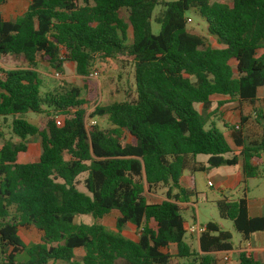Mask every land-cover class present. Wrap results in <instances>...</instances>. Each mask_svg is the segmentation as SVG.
Here are the masks:
<instances>
[{
    "label": "trees",
    "instance_id": "trees-1",
    "mask_svg": "<svg viewBox=\"0 0 264 264\" xmlns=\"http://www.w3.org/2000/svg\"><path fill=\"white\" fill-rule=\"evenodd\" d=\"M157 6L163 11L155 17L160 33L154 35ZM190 11L222 48L188 30ZM3 56H22L27 66L0 67V118L11 119L19 140H4L0 149V264H211L209 254L232 251L233 243L212 222L199 237L202 255L187 243L180 204L189 203L195 190L181 180L187 171L206 170L198 156L213 168L237 166L241 157L244 195L225 197L217 208L244 241L264 232V217L249 216L247 199L248 181L264 175V99L255 112L258 137L249 139L239 125L231 131L238 153L209 123L225 103L255 109L260 100L264 0H31L17 20L0 19ZM99 58L133 65L135 97L97 106L90 118L106 117L112 127L87 129L85 107L99 98L90 78ZM65 63L74 65L83 84L63 81L44 93L38 65L63 73ZM213 97L228 100L209 112ZM29 113L37 115L36 125L25 119ZM31 138L40 141V158L21 164ZM160 189H167L165 199L150 202L148 194ZM111 215L114 230L101 222ZM79 216H91L93 223H77ZM127 225L140 231L136 240L123 234ZM31 227L42 233L40 243L25 244L19 236L20 228ZM238 264L262 263L243 251Z\"/></svg>",
    "mask_w": 264,
    "mask_h": 264
},
{
    "label": "rangeland",
    "instance_id": "rangeland-1",
    "mask_svg": "<svg viewBox=\"0 0 264 264\" xmlns=\"http://www.w3.org/2000/svg\"><path fill=\"white\" fill-rule=\"evenodd\" d=\"M168 2L176 0H165ZM222 1V0H221ZM163 11L162 6H157L153 18L151 20L152 32L154 35L160 33V25L155 22V17ZM189 19L188 30L193 33L205 37L206 43L211 47H219V44L207 34V25L205 21L195 12L190 11L187 13ZM7 60L3 59L0 61L1 64L5 66H16L23 67L27 66L26 62H21L20 60ZM116 60H102L97 59L94 63V66L91 70L90 78L95 80L98 83L100 88L99 98L95 103L85 107L86 109V126L87 129H90L92 124L98 125L102 129H110L112 126L106 117L91 119L90 114L95 110L97 106H106L114 102H121L127 99H133L135 97V80H134V67L133 65L122 64ZM13 61L14 63H11ZM66 73L68 77L63 79L62 75L65 73H59L60 77L57 78L56 74L58 72L51 71L46 66L41 67L42 71L52 73V77L39 75L40 80L43 82L42 91L48 92L51 91L60 85L62 82L72 84L74 86H81L83 84L82 78L76 75L74 65L67 63ZM94 73H98V76H92ZM258 97L260 100L257 102L254 107L249 104H238L236 101L231 103H225L219 110L216 112L215 117L211 118L209 123L215 122L216 127L222 132L226 133L228 140L232 143L231 140V131L238 127L243 130V133L249 138L254 139L260 134V126L255 122L256 119V110L262 108V99H264V87L258 90ZM214 99V98H213ZM215 101V100H213ZM216 102H214L215 107ZM196 110L203 112L202 108L199 105H195ZM241 116L248 118V122L245 125H242ZM62 118V117H61ZM25 119L31 123L37 122V115L29 113L25 116ZM11 119L4 121L0 119V147L4 144V140H11L15 143H18L19 140L12 134L10 128ZM230 127V128H226ZM29 150L28 153L23 156L26 162H34L38 160V157L41 152V144L37 138H31L28 140ZM208 158L206 156H199L197 162L206 167L204 171L197 172H185V175L192 177L194 185H190L191 189L195 190L194 197L190 200V205L185 206L181 205V215L189 227L201 225L205 226L208 223L218 224L224 231L229 232L232 236L233 248L244 247L247 245V242H244L242 235L236 231L233 223L230 220H224L220 217L217 202L224 199V196L233 194V198L238 199V197H243L244 188L241 187L237 191L230 193L227 192L225 195H221L219 189H217V181L214 180V175L217 168L209 167L207 165ZM82 179V178H81ZM210 182L213 186H210ZM82 181L79 182V188L83 190ZM215 186V187H214ZM167 189H160L157 195H149L148 198L152 203H159L165 199V193ZM231 197V198H232ZM247 197L253 201L264 200V175L261 178L252 180L249 182ZM77 223L92 224L93 218L91 216H79L75 220ZM116 216L111 215L104 220V224L108 229H115ZM152 228H156L154 222L150 223ZM124 234L128 237H135L138 233L133 226L128 225L123 230ZM19 236L25 244L30 243H40L42 233L37 229L31 228H20ZM187 238L190 243H192L194 249L196 250V243L193 237L189 234ZM84 252L82 250L77 251V259L81 260ZM231 257H237L236 254H230ZM212 257V256H209ZM220 257H224L221 255ZM173 264H188V261L185 260H174ZM221 264H224L221 261Z\"/></svg>",
    "mask_w": 264,
    "mask_h": 264
},
{
    "label": "crops",
    "instance_id": "crops-1",
    "mask_svg": "<svg viewBox=\"0 0 264 264\" xmlns=\"http://www.w3.org/2000/svg\"><path fill=\"white\" fill-rule=\"evenodd\" d=\"M30 1L31 0H8L4 4L0 3V19L4 22H12V21L17 20L18 18H20L21 16H23L27 12L29 5H30ZM213 48H222V46L219 45V47H213ZM12 58H14L13 60H20L21 62H26L24 57H22V56H19V57L3 56L0 58V61L3 59L12 60ZM11 63H14V62L11 61ZM43 66H46L48 69H51L47 64H40L37 67V71H38L39 75L44 76V78H46V76L52 77V73L41 70V67H43ZM66 66H67V63H65L63 66V73L65 72L62 75L63 79H66L68 77V75L66 73V68H67ZM0 67H2L4 69H9V70H16V69L25 68V66H23V67H16V66L8 67V66H5L1 63H0ZM51 71H52V69H51ZM213 98L214 99H212V100H215V101H212V107L209 110V112L213 111L217 107L218 102L228 100L227 98H222V97H213ZM214 102H216L215 107H214ZM198 105H199V107L202 108V105H200V104H198ZM242 118H243V116H241V120H242ZM37 122H38V118H37ZM37 122L36 123L34 122L32 124L36 125ZM228 142L230 143L232 148L235 150V152L238 153L240 148H236L235 146H233V144L229 140H228ZM2 146L0 147V149L2 148ZM29 148L30 147L28 145V150H29ZM28 150H27V152L19 155V158H18L19 163H21V164L33 163V162H26L23 158V156L28 153ZM40 155H41V152H40ZM40 155L38 157V160L40 158ZM198 157L196 158V161H197ZM38 160H36L34 162H37ZM217 170H222V171H216V173L214 175V180L217 181L216 187H217V189L220 190L221 195H225V193H227V192L233 193V192L237 191L238 189H240L241 187L244 188L245 178H244V174L242 171V159H241V157H239V161H238L237 166H233V167L223 166V167L217 168ZM192 181H193V178L189 177L185 174L183 175L182 180H181L182 185L186 188H190V185H194V183H192ZM250 181H252V180H250ZM250 181H248L247 187H248ZM210 184H211L210 186H213V184L211 182H210ZM232 196H233V194H229L228 196H224V197L228 198L229 200H238V199L242 198V197H238V199H235ZM247 199H248L249 216L251 218L264 217V200L253 201L249 197H247ZM182 204L185 206H189L190 202L189 203H181L180 206ZM188 227H189V225L187 223H185V229H187ZM139 232L140 231H138V233L135 237H128L127 235L124 234V232H123V234L130 239L136 240L138 235H139ZM189 234L190 233H188V235ZM190 235L193 237V239L196 243V250L194 249L192 243L189 242L188 238H187V243L190 244L195 251H197L200 255H202V253L199 251V237H200V235H192V234H190ZM244 242H247V245L244 247L240 246L239 248H236V249L233 248V250L229 251V252H218V253L209 254L208 256H212V257H208L209 259H211L213 261L211 264H221V261L224 264H238V255H239V253H241L243 251H248V252L254 253L256 255L257 259L262 264H264V232H257L255 234H252V235H250V238ZM230 254H236L237 257L233 258V257H231ZM221 255H224V257H220ZM197 264H199V262Z\"/></svg>",
    "mask_w": 264,
    "mask_h": 264
},
{
    "label": "built area",
    "instance_id": "built-area-1",
    "mask_svg": "<svg viewBox=\"0 0 264 264\" xmlns=\"http://www.w3.org/2000/svg\"><path fill=\"white\" fill-rule=\"evenodd\" d=\"M92 76H98V73H94ZM56 77L59 78L60 74L57 73ZM60 119L61 118L58 119V125L61 124V120ZM186 230H187L188 233H190L192 235H201L202 233H204L206 231V226L197 225V226H193V227H188Z\"/></svg>",
    "mask_w": 264,
    "mask_h": 264
}]
</instances>
